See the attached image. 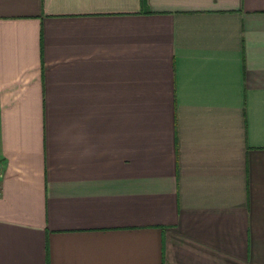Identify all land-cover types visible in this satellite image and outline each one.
<instances>
[{"label":"crops","instance_id":"1","mask_svg":"<svg viewBox=\"0 0 264 264\" xmlns=\"http://www.w3.org/2000/svg\"><path fill=\"white\" fill-rule=\"evenodd\" d=\"M0 264H264V0H0Z\"/></svg>","mask_w":264,"mask_h":264}]
</instances>
